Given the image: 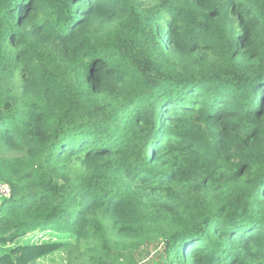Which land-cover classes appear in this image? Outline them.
I'll list each match as a JSON object with an SVG mask.
<instances>
[{
    "label": "clouds",
    "instance_id": "clouds-1",
    "mask_svg": "<svg viewBox=\"0 0 264 264\" xmlns=\"http://www.w3.org/2000/svg\"><path fill=\"white\" fill-rule=\"evenodd\" d=\"M262 179L264 0H0V264H264Z\"/></svg>",
    "mask_w": 264,
    "mask_h": 264
},
{
    "label": "trees",
    "instance_id": "trees-1",
    "mask_svg": "<svg viewBox=\"0 0 264 264\" xmlns=\"http://www.w3.org/2000/svg\"><path fill=\"white\" fill-rule=\"evenodd\" d=\"M58 2H62V0H58ZM75 3H76V0H73V4H75ZM78 11H79V9H77V12H78ZM16 23H17V24H20L21 21H20L19 19H17ZM129 103H131V101H130ZM260 183H261V184H264V179H262V180L260 181ZM17 238H18L17 235H10V236L7 238V240H6V243H12V242L15 241ZM24 247L27 248L28 246L25 245ZM33 247H35V245H33ZM41 247L43 248V247H46V246H41ZM55 250H56L55 248H50V249H48L49 252H52V251H55ZM11 251L14 252V251H16V249H12ZM44 254L47 255V252H45ZM43 261H44V260L38 261V264H42Z\"/></svg>",
    "mask_w": 264,
    "mask_h": 264
},
{
    "label": "rangeland",
    "instance_id": "rangeland-1",
    "mask_svg": "<svg viewBox=\"0 0 264 264\" xmlns=\"http://www.w3.org/2000/svg\"><path fill=\"white\" fill-rule=\"evenodd\" d=\"M147 259H148V258H147V257H145V261H147ZM42 264H46V261H43V263H42Z\"/></svg>",
    "mask_w": 264,
    "mask_h": 264
}]
</instances>
